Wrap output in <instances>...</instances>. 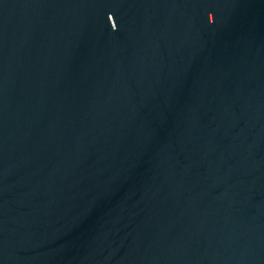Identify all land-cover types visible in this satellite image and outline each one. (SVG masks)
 Listing matches in <instances>:
<instances>
[{
    "label": "water",
    "instance_id": "1",
    "mask_svg": "<svg viewBox=\"0 0 264 264\" xmlns=\"http://www.w3.org/2000/svg\"><path fill=\"white\" fill-rule=\"evenodd\" d=\"M0 264H264V0H0Z\"/></svg>",
    "mask_w": 264,
    "mask_h": 264
}]
</instances>
